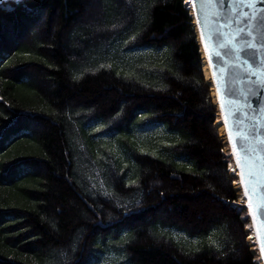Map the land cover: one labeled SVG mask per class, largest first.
Instances as JSON below:
<instances>
[{
  "label": "trees",
  "instance_id": "16d2710c",
  "mask_svg": "<svg viewBox=\"0 0 264 264\" xmlns=\"http://www.w3.org/2000/svg\"><path fill=\"white\" fill-rule=\"evenodd\" d=\"M9 3L0 264H259L188 0Z\"/></svg>",
  "mask_w": 264,
  "mask_h": 264
},
{
  "label": "snow or ice",
  "instance_id": "6c2138e0",
  "mask_svg": "<svg viewBox=\"0 0 264 264\" xmlns=\"http://www.w3.org/2000/svg\"><path fill=\"white\" fill-rule=\"evenodd\" d=\"M201 2L215 6V12L210 17V23L205 25L199 9H196V19L206 53L208 52L209 41L212 42L213 47L218 49L214 53V58L212 55L208 56L213 69V83L217 84L218 100L222 93L229 100L232 99L233 95V89L228 87L227 83L223 89L219 86L218 77L221 79L224 77L217 69L224 67V57L231 53L240 59L243 66H250L245 72L249 85L246 89L247 96L245 97L247 103L231 112L232 127L229 129V142L236 143L233 138V133H235L236 140L239 141L237 150L247 159L250 151L264 152V147H262L264 146V137H259L255 128L256 122L264 118V106L256 105L255 100L258 97L261 101H264V72L258 71L264 67V59L259 58V53L264 50V42H261V37L264 36V0H201ZM12 3L18 5L20 0H12ZM0 5L11 7L9 0H0ZM233 25H236V27L233 28ZM205 27L208 28L207 35L205 34ZM225 28H233L232 33H225L223 31ZM225 48L228 49L227 52L222 53L219 50ZM252 77L255 78L253 79ZM220 106L223 112L225 105L221 104ZM247 109H253L255 120L252 129L243 132L241 117L247 118ZM225 126H228L227 117L225 118ZM248 139L259 140L257 147L251 150L245 147L244 141ZM260 159L262 161L261 166L264 167V156H261ZM237 167H244L240 159H237ZM248 175L251 180L253 173L250 171ZM248 195L249 193L246 189L245 196ZM249 210L251 211V205H249ZM259 212L261 213V219H264V208L259 209ZM261 253L264 254V245L261 246Z\"/></svg>",
  "mask_w": 264,
  "mask_h": 264
},
{
  "label": "water",
  "instance_id": "95a60500",
  "mask_svg": "<svg viewBox=\"0 0 264 264\" xmlns=\"http://www.w3.org/2000/svg\"><path fill=\"white\" fill-rule=\"evenodd\" d=\"M190 7L192 11L193 23L195 24L196 34L199 38V43L201 51L204 55L205 62L207 63V68L209 72V77L206 78V82L211 86L213 91L214 99L216 100V106L218 108V115L221 118L222 124L224 126L225 136L227 138V143L231 151L233 163L236 169L237 178L240 183L241 191L246 200V208L248 210V216L251 221L253 232L256 240V246L258 249V254L261 258V264H264V254L261 253V246L264 245V219H261V213L259 209L264 208V167L261 166L262 161L261 156H264V152H251L249 153V158L245 159L243 154L237 150L239 141L236 140L235 133H233V138L236 143L229 142V129L232 127L231 121V112L240 108L241 105L247 103L245 97L247 96L246 89L248 88L247 77L245 72L248 70V67H245L241 64L240 59L236 55L229 53V55L224 57V67L217 69L219 73L223 75V79L218 77L219 86L223 89L227 83V86L233 89L232 99L229 100L224 97L223 93L221 94L220 99L217 97V84L213 83V69L210 65L208 59L209 55H212L214 58V53L217 48L212 46V42H208V52L205 51V46L201 41V33L197 27L196 19V9L200 10L201 17L205 25L210 23V17L215 12V6L209 5L208 3H202L201 0H189ZM242 26V25H240ZM236 25H233L235 28ZM233 28H225L223 31L225 33H232ZM208 28L205 27V34L207 35ZM261 42H264V36L261 37ZM222 53L227 52L228 49H219ZM259 58L264 59V50L259 53ZM231 66V67H230ZM204 71V69H203ZM259 72H264V67L258 70ZM230 74V77H229ZM253 79L255 77H252ZM256 105L264 106V101H261L258 97L255 98ZM221 104L225 105V109L222 112ZM248 116L247 118L241 117L242 120V131L247 132L252 129L255 116L253 115V109H247ZM228 118V126H225V118ZM256 131L259 137H264V118H261L255 124ZM259 140L248 139L244 141V146L250 150L257 147ZM264 147V146H262ZM235 153V154H234ZM237 159H240L241 163L244 165L243 168L237 167ZM253 173L251 180L249 179V172ZM234 175V174H232ZM247 189L249 195L245 196V190ZM249 205H251V211L249 210Z\"/></svg>",
  "mask_w": 264,
  "mask_h": 264
},
{
  "label": "rangeland",
  "instance_id": "374dc122",
  "mask_svg": "<svg viewBox=\"0 0 264 264\" xmlns=\"http://www.w3.org/2000/svg\"><path fill=\"white\" fill-rule=\"evenodd\" d=\"M12 1V0H11ZM94 2H95V0H94ZM188 2H189V0H188ZM94 6H89L88 7V9L86 10V12L88 13V12H90V11H94V8H93ZM95 10H96V8H95ZM97 10H98V7H97ZM190 11H191V7H190ZM192 12V11H191ZM94 13V12H93ZM85 14V13H84ZM94 15V14H93ZM91 15L89 14L88 15V18L90 17ZM91 19V18H90ZM88 20V19H87ZM195 25V24H194ZM195 31H196V28H195ZM198 41H199V38H198ZM200 51H201V47H200ZM201 60H202V72H203V75H204V78H205V80H206V77H205V72L203 71V67H204V61H205V59H204V55H203V53H202V51H201ZM207 81V80H206ZM209 88H210V93H211V96H212V100H213V102L215 103V105H216V100L214 99V96H213V91L211 90V86L209 85ZM216 108H217V106H216ZM222 121H221V118H220V116L218 115V108H217V119L215 120V124H216V126H217V128H218V132H219V136H220V138L222 139V142L224 143V144H226L227 145V147H228V151H229V153H230V160H231V168H230V172L232 173V174H234V177H236V180H234L233 181V185H234V187H235V189L236 190H238L239 192H240V196H239V198H238V201H237V204H239V205H241V206H243L246 210H247V208H246V200H245V197H244V195H243V193H242V191H241V187H240V183H239V181H238V178H237V173H236V169H235V167H234V163H233V159H232V155H231V151H230V148H229V146H228V143H227V138H226V136H225V131H224V128H221V126H222ZM248 219H249V216H248ZM245 231L246 232H249L250 231V235H247V237H246V240L248 241V244H249V246H250V248H251V250H252V252L253 253H256L257 255H258V249H257V246H256V240H255V236H254V233H253V227H252V224H251V221H250V219H249V225L248 226H246L245 227ZM250 237H251V239H250ZM260 263H261V261H260Z\"/></svg>",
  "mask_w": 264,
  "mask_h": 264
},
{
  "label": "bare ground",
  "instance_id": "6f19581e",
  "mask_svg": "<svg viewBox=\"0 0 264 264\" xmlns=\"http://www.w3.org/2000/svg\"><path fill=\"white\" fill-rule=\"evenodd\" d=\"M203 65H204L203 68H204V72H205V77L208 78L209 77V72H208V68H207V63L204 61V64ZM221 128H224L223 124H222Z\"/></svg>",
  "mask_w": 264,
  "mask_h": 264
}]
</instances>
